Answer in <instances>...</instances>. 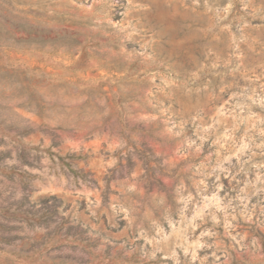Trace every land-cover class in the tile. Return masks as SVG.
Masks as SVG:
<instances>
[{"label":"rangeland","instance_id":"obj_1","mask_svg":"<svg viewBox=\"0 0 264 264\" xmlns=\"http://www.w3.org/2000/svg\"><path fill=\"white\" fill-rule=\"evenodd\" d=\"M0 264H264V0H0Z\"/></svg>","mask_w":264,"mask_h":264},{"label":"trees","instance_id":"obj_2","mask_svg":"<svg viewBox=\"0 0 264 264\" xmlns=\"http://www.w3.org/2000/svg\"><path fill=\"white\" fill-rule=\"evenodd\" d=\"M61 159V161H64V158H60ZM73 173H75L78 177H82L83 175L81 174V176H80V174H78V172H75L74 170H73ZM84 177V176H83Z\"/></svg>","mask_w":264,"mask_h":264}]
</instances>
